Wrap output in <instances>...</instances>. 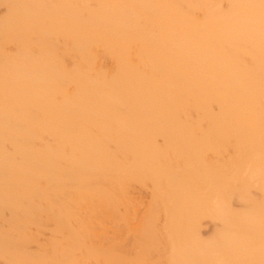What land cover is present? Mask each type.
<instances>
[{"label": "bare ground", "instance_id": "bare-ground-1", "mask_svg": "<svg viewBox=\"0 0 264 264\" xmlns=\"http://www.w3.org/2000/svg\"><path fill=\"white\" fill-rule=\"evenodd\" d=\"M3 1L0 248L32 186L36 264H264V0Z\"/></svg>", "mask_w": 264, "mask_h": 264}, {"label": "rangeland", "instance_id": "rangeland-1", "mask_svg": "<svg viewBox=\"0 0 264 264\" xmlns=\"http://www.w3.org/2000/svg\"><path fill=\"white\" fill-rule=\"evenodd\" d=\"M49 9H51V11L54 14L55 21L53 24L57 27L58 21H59V14L61 11L60 0H54V3L49 7ZM7 15H8V7L3 0H0V19L7 16ZM60 43H61V39L56 38V40L54 41V44L52 45V49L54 50V53H56L57 51L60 50L59 49ZM54 56H55V54H54ZM11 157L12 156L7 154V153L0 152V164H7V162L9 163L13 159ZM24 157L27 158L26 155L24 154V155L18 156L16 159L17 160L19 159V161H20L21 160L20 158H22L21 161H23V160L25 161L26 159ZM9 182H10L9 180L0 181V183L2 184L1 186H3V187L7 186V184H5V183H8V185H9ZM141 187H143V188H141ZM145 188H147V187H145ZM145 188H144V186H141V184L139 182H136V185L134 184V195H137L136 196V202H138V204H139L138 205L136 203L137 210H139L138 211L139 217L146 213L147 206L149 205V202L151 199V194H150L149 188H147V189H145ZM35 194H36V191L34 190V188L32 186H29L24 190L23 194H21L20 197H18V196L14 197L15 203L17 204V206L19 205V208H21V210H20L21 211L20 222L22 224L19 222L20 223L19 226L16 228V231H14V237L17 241L16 245L18 246V248L16 249V251H10L9 252L7 250V248L4 247L5 250H3V246H1L2 248H0V264H19V261H21V259L22 260L24 259L21 264H36L35 254H36V251L38 249V246H37L38 240L40 239L39 240L40 242L46 243L47 240L50 239L51 234H50L49 228H51L50 226H52L51 222L47 221V219H44L42 229L40 230L38 227V222H37L38 220L36 218V213H35L36 212V209H35L36 208V200H35L36 195ZM144 197H145V199H144ZM1 201H2V203H1L2 206L0 205V207H1L0 208V215H2V216L0 217V222L4 223V221H2V219L5 217V215H6V217L8 215H10V212H9L10 211V204L8 203L7 200L2 199ZM145 201L148 202L147 203L148 205H146ZM142 205H144L143 206L144 208L142 207ZM145 205H146V207H145ZM140 208L143 210L141 211ZM144 209H146V210L144 211ZM206 221H207V223H206ZM204 223H205L204 224L205 228H203V234L205 236H209L212 234L214 227L212 226V223H210V221L207 219L204 220ZM209 224H211V225L208 226ZM44 226H46L47 229H45L46 227H44ZM37 229H39V230L37 231ZM16 252L17 253L20 252V253L17 254ZM30 254H32V256Z\"/></svg>", "mask_w": 264, "mask_h": 264}]
</instances>
